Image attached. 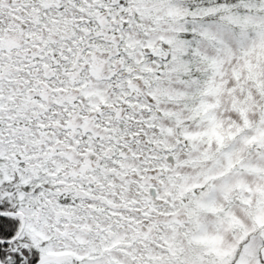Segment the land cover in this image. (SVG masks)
Listing matches in <instances>:
<instances>
[{"label": "snow or ice", "instance_id": "obj_1", "mask_svg": "<svg viewBox=\"0 0 264 264\" xmlns=\"http://www.w3.org/2000/svg\"><path fill=\"white\" fill-rule=\"evenodd\" d=\"M0 264H264V0H0Z\"/></svg>", "mask_w": 264, "mask_h": 264}]
</instances>
